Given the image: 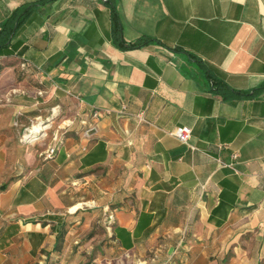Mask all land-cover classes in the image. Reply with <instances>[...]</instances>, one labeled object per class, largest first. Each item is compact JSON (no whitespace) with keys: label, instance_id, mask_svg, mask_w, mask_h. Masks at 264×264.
Instances as JSON below:
<instances>
[{"label":"crops","instance_id":"obj_1","mask_svg":"<svg viewBox=\"0 0 264 264\" xmlns=\"http://www.w3.org/2000/svg\"><path fill=\"white\" fill-rule=\"evenodd\" d=\"M7 42L0 264H264V0H51ZM36 91L72 121L48 155L10 127Z\"/></svg>","mask_w":264,"mask_h":264},{"label":"rangeland","instance_id":"obj_2","mask_svg":"<svg viewBox=\"0 0 264 264\" xmlns=\"http://www.w3.org/2000/svg\"><path fill=\"white\" fill-rule=\"evenodd\" d=\"M35 96H39L41 100L15 113L10 121V127L15 140L34 147L40 145L44 147L40 155H47V149L54 148V146H48L49 142L55 141L72 121L66 118L56 91L55 93L36 91ZM236 245L241 249L243 244ZM246 248L248 245L244 244L242 249ZM230 262L240 264V259L233 257ZM115 264L120 263L115 261Z\"/></svg>","mask_w":264,"mask_h":264},{"label":"trees","instance_id":"obj_3","mask_svg":"<svg viewBox=\"0 0 264 264\" xmlns=\"http://www.w3.org/2000/svg\"><path fill=\"white\" fill-rule=\"evenodd\" d=\"M51 0H32L29 2H24L20 4L16 8H14L11 13L0 23V48L5 46L8 42L7 39L11 36L14 30L21 25L29 15L30 11L33 7L44 3L49 2ZM109 18H110V37L113 43H115L120 48H136L145 45L146 43L152 41L153 39L148 36H140L138 39L131 42H124L120 35V23L118 19V15L112 5L109 3ZM23 67H27L28 63L26 61L22 62ZM213 84L217 89L219 88H227V86L221 81H213ZM264 84L261 87H263ZM6 185V182L0 185V189H3ZM64 230L60 228L54 240V245L52 247L53 252H59L62 246V238H63ZM53 261V260H52ZM46 262L45 264H51ZM257 264H262V261H259Z\"/></svg>","mask_w":264,"mask_h":264},{"label":"built area","instance_id":"obj_4","mask_svg":"<svg viewBox=\"0 0 264 264\" xmlns=\"http://www.w3.org/2000/svg\"><path fill=\"white\" fill-rule=\"evenodd\" d=\"M21 65L23 66V63H21ZM139 119H141L140 117H138ZM171 135H173L178 141L187 144V140L190 136V128L186 125H181L178 126L176 128H174L173 130H171L169 132ZM54 148L50 147L47 149V155L51 154L53 152Z\"/></svg>","mask_w":264,"mask_h":264},{"label":"bare ground","instance_id":"obj_5","mask_svg":"<svg viewBox=\"0 0 264 264\" xmlns=\"http://www.w3.org/2000/svg\"><path fill=\"white\" fill-rule=\"evenodd\" d=\"M36 130V129H35Z\"/></svg>","mask_w":264,"mask_h":264}]
</instances>
